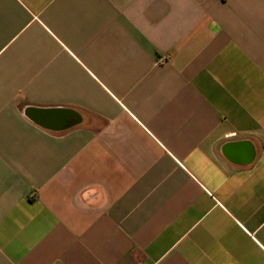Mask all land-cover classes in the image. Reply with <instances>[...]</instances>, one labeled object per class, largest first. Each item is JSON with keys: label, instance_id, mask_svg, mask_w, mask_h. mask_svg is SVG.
I'll use <instances>...</instances> for the list:
<instances>
[{"label": "crops", "instance_id": "0c3cea01", "mask_svg": "<svg viewBox=\"0 0 264 264\" xmlns=\"http://www.w3.org/2000/svg\"><path fill=\"white\" fill-rule=\"evenodd\" d=\"M0 264H264V0H0Z\"/></svg>", "mask_w": 264, "mask_h": 264}]
</instances>
